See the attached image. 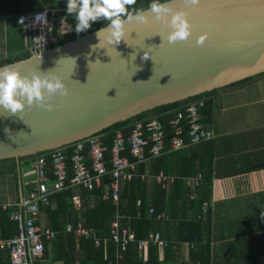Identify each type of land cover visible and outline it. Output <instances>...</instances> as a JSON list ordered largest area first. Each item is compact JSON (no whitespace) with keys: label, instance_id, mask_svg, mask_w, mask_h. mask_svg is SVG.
<instances>
[{"label":"water","instance_id":"1","mask_svg":"<svg viewBox=\"0 0 264 264\" xmlns=\"http://www.w3.org/2000/svg\"><path fill=\"white\" fill-rule=\"evenodd\" d=\"M169 3L183 7L182 0ZM187 11L191 32L186 40L168 43L169 29L147 8V22L126 21L124 40L115 48L103 40L104 48L92 47L96 29L53 48L43 45L10 64L18 65L22 74L52 70L68 89L66 95L52 97L51 110L35 104L16 114L0 109V160L16 159L20 198V158L62 148L159 106L264 73V0H199ZM202 33L206 39L197 44Z\"/></svg>","mask_w":264,"mask_h":264},{"label":"trees","instance_id":"2","mask_svg":"<svg viewBox=\"0 0 264 264\" xmlns=\"http://www.w3.org/2000/svg\"><path fill=\"white\" fill-rule=\"evenodd\" d=\"M148 2L149 0H136V3L130 7L132 10H145L148 8ZM64 8V0H0V16L9 17L11 20H15L18 15L27 12ZM67 18L73 25L72 17L67 16ZM102 24L103 22H94L88 30L80 33L74 31L72 34L64 35L51 42L48 47L53 48L62 45L75 39L78 35L102 27ZM11 29L15 28L11 27ZM12 31L9 30V39L7 38L6 42L8 52L0 57V66L31 56L32 42L28 43L27 41L25 43L22 31L19 32L16 39H13ZM262 76L264 73L185 100L159 106L102 130L96 135L102 136L106 159L109 158L112 141L118 131H122L127 139L136 122L157 118L165 125V129L169 133V122L175 118L177 111L182 109L186 103L200 98L207 99L205 106L201 109L202 121L212 124L221 92L243 87ZM207 142L204 144L209 145L212 141ZM199 148L196 145L176 152H166L158 158L139 164L137 167L138 174L132 180L122 183L118 206L111 201L102 199L105 186L110 181L109 176H106L103 184L94 190L81 189L83 206L80 216H78L79 213L74 209L71 202L74 188H67L52 195L50 203L47 206H41V215L45 221L44 225L55 231L56 237L50 242H45L43 256L35 264H160L159 251L161 249L167 257L171 251L178 250L177 253L180 252L184 244L192 245L189 248L188 256L194 259L197 264H209L212 240L209 223L214 178L213 156H208L204 150L200 152ZM66 153L68 155L69 177H72L73 173L70 169L71 149H68ZM39 154L22 157L20 162L28 163ZM160 171L181 177L201 173L202 179L200 184L193 189L186 188L182 178H178L167 189H162L153 179L143 180L141 178V174L146 172L156 175ZM6 177H9L15 184L17 200L10 203L7 209H3V203L0 202V236L4 239H10L18 232L17 223L10 219V214L16 209L14 205L20 197L19 171L15 158L0 160V179ZM151 206H154L160 213H167V218L157 220L150 217L149 209ZM116 215L120 216L122 228H129L136 234V240L129 243L123 258L120 260L117 259V245L112 241L110 233L111 223ZM79 220L87 229L86 235L77 236L73 231H66L67 223L76 226ZM151 232H160L165 245L162 248L151 245L148 249V259L145 261L143 254L138 250V241L147 238ZM97 238L100 241L98 245L95 243ZM0 264H11L9 250L0 249Z\"/></svg>","mask_w":264,"mask_h":264},{"label":"built area","instance_id":"3","mask_svg":"<svg viewBox=\"0 0 264 264\" xmlns=\"http://www.w3.org/2000/svg\"><path fill=\"white\" fill-rule=\"evenodd\" d=\"M44 11L20 14L16 17V23L20 17H24L27 27L20 26L30 32L32 37L43 34L45 37L43 45L47 46L56 39L74 32L71 29L72 22L65 16V8L47 9V23L42 25L36 22L33 25L34 16ZM31 40V53L41 51L43 45L40 46L33 39ZM206 101V98H200L186 103L182 109H179L175 118L169 122V133L165 125L157 118L136 122L127 139L122 131H118L113 138L107 159L104 142L100 135H93L37 155L33 160L34 178L29 182V189L15 203L16 209L10 214V219L17 223L18 232L10 239L0 236V249L9 250L11 264H35L43 256L45 242L55 239V231L39 224L41 206H47L52 195L67 188H74L71 202L80 216L83 206L81 189L94 190L103 184L106 176H109L110 181L105 186L102 199L118 206L121 185L138 174L139 164L158 158L166 152L180 151L216 138L212 124L202 121L201 109ZM68 149L72 151L70 158L72 177H69L66 153ZM141 178L153 179L162 189H167L178 178H182L185 187L193 189L200 184L202 174L181 177L160 171L156 175L146 172L141 174ZM9 206L10 204L2 205L3 209ZM149 214L157 220L167 218L164 212H158L154 206L150 207ZM65 229L67 232L73 231L77 236L87 234V229L81 220L76 226L67 223ZM110 233L112 241L117 245V259L120 260L129 243L136 240V234L129 228L121 227L119 215H116L112 221ZM95 243L97 245L100 243L98 238ZM151 245H157L158 248L164 247L165 242L160 232H151L147 238L139 240L138 250L145 257Z\"/></svg>","mask_w":264,"mask_h":264},{"label":"crops","instance_id":"4","mask_svg":"<svg viewBox=\"0 0 264 264\" xmlns=\"http://www.w3.org/2000/svg\"><path fill=\"white\" fill-rule=\"evenodd\" d=\"M9 30L13 39L22 31L25 43L32 42V34L16 19L0 16V57L8 52ZM217 105L212 123L216 138L209 145H198L200 152L213 156L209 264H264V76L221 92ZM28 164L31 171L25 177L22 173L25 188L34 178L33 160L21 162L22 172ZM0 182V202H15L14 182L9 177ZM39 224L45 226L42 215ZM190 247L184 244L167 257L161 249L160 264H197L188 256ZM148 256L147 251L145 261Z\"/></svg>","mask_w":264,"mask_h":264},{"label":"clouds","instance_id":"5","mask_svg":"<svg viewBox=\"0 0 264 264\" xmlns=\"http://www.w3.org/2000/svg\"><path fill=\"white\" fill-rule=\"evenodd\" d=\"M182 2L183 7L180 8L173 7L169 0H149L148 2L147 7L153 14V18L169 29L166 35L168 43L186 40L190 35L187 9L196 7L199 0H182ZM64 3L65 16L72 17L74 24L71 29L76 33L88 30L94 22H103L102 27L95 33L97 44L92 47L96 48H104L101 46L102 40L113 47L118 45L122 39L124 40L126 21L143 24L148 19L144 10L131 9L130 6L134 5L136 0H64ZM36 22L42 25L47 23L46 10L34 16L33 25ZM17 23L27 27L24 17H20ZM206 36V33L198 35L196 43H203ZM32 39L40 46L45 42L43 34L34 36ZM148 56L149 54L144 51L143 57ZM67 91L64 80L52 70L37 69L22 74L18 65L0 66V109L3 112L16 114L22 111L25 105L33 104L51 110L53 105L49 101L52 97L54 95L64 96Z\"/></svg>","mask_w":264,"mask_h":264},{"label":"rangeland","instance_id":"6","mask_svg":"<svg viewBox=\"0 0 264 264\" xmlns=\"http://www.w3.org/2000/svg\"><path fill=\"white\" fill-rule=\"evenodd\" d=\"M97 22L102 23V21H97ZM31 168H32V167H31L30 164H28L27 167H26V166L24 167V170H23V172H22L24 177H25L26 175H28L27 173H28V171H31ZM6 178H7V177H6ZM0 180H1V179H0ZM0 183H1V182H0ZM7 185H8V187H9V186H10V183H8V184L6 183L5 186H7ZM1 186L3 187V183L1 184ZM1 186H0V187H1ZM2 187H1V188H2ZM1 188H0V194H1V190H2ZM28 189H29V186H28L27 188L23 187L24 193H26ZM4 190H5V189H4ZM6 190H7V189H6ZM5 192H6V191H5ZM5 192L3 193V195H5ZM10 194H11V192L8 193L9 196H10ZM0 197H1V195H0Z\"/></svg>","mask_w":264,"mask_h":264}]
</instances>
